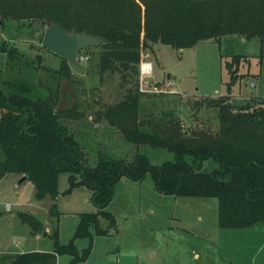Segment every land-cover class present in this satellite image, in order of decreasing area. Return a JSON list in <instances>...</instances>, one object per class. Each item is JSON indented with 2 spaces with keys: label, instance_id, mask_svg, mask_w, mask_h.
I'll return each instance as SVG.
<instances>
[{
  "label": "trees",
  "instance_id": "1",
  "mask_svg": "<svg viewBox=\"0 0 264 264\" xmlns=\"http://www.w3.org/2000/svg\"><path fill=\"white\" fill-rule=\"evenodd\" d=\"M6 20L47 26L55 22L67 31L101 38L99 72H132L136 79L119 100L95 111L92 124L104 119L127 141L167 149L176 160L155 165L144 153L127 160L100 150L96 164L90 165L84 134L79 131L85 111L78 101L60 105L61 81L72 79L70 64L61 56L60 68L53 70L59 76L55 88L42 84L37 75L3 80L0 178L11 172L27 176L35 184L37 198H52L53 214L60 194L59 175L68 172L70 186L64 193L87 185L93 191L96 211L79 214L68 243L61 242L56 222L50 234L52 251L3 252L0 264H58L63 254L72 256L71 264L85 262L94 236L116 230L117 219L106 208L123 176L143 180L150 173L162 193L217 198L222 229L264 226V98L249 99L240 106L231 95L212 99L220 109L217 131L212 132L206 121L200 128L184 130L181 119L168 111L141 118L145 93L139 79L143 50L155 42L184 49L230 33L263 38L264 0H0V22ZM7 46L1 43L0 52L19 56L18 47ZM240 60V55H234L227 63L234 79ZM209 158L218 166L201 171ZM21 216L32 234L45 231L38 218L27 213ZM102 218L109 221L106 227ZM83 238H89V244L80 250L76 241Z\"/></svg>",
  "mask_w": 264,
  "mask_h": 264
},
{
  "label": "rangeland",
  "instance_id": "2",
  "mask_svg": "<svg viewBox=\"0 0 264 264\" xmlns=\"http://www.w3.org/2000/svg\"><path fill=\"white\" fill-rule=\"evenodd\" d=\"M46 27L36 21L0 22V44L7 42V47L20 49L18 57L0 52V86L3 80L21 79L24 75L29 78L37 75L42 84L57 86L59 76L53 70L59 69L62 61L42 44ZM101 51V46L82 49L77 55L78 63H69L72 79L63 78L60 88L61 106L78 101L85 111L79 131L84 134L88 163L96 164L100 150L127 160H132L137 152L144 153L155 165L176 160L175 154L167 149L127 141L104 119L92 124L95 111L119 100L136 79L132 72L100 73ZM234 55L241 56L237 79L231 77L227 67ZM142 66L144 72L151 70L149 76L154 80L139 77L140 90L145 93L141 97V118L168 111L181 119L184 130L200 128L206 121L212 132L217 131L220 109L212 99L231 95L232 101L236 100L240 106L249 99L264 98V37L246 38L230 33L184 49L155 42L143 50L140 70ZM252 81L255 86H251ZM185 159L191 161V156L186 155ZM217 166L218 162L209 158L203 162L201 171L209 172ZM21 179V175L13 172L0 178L1 252L53 250L50 234L54 223L59 224L61 242L68 243L79 214L96 211L91 199L93 191L87 185L64 193L70 186L68 172L59 175L60 194L53 214L52 198H37L34 182L29 178L20 182ZM106 209L117 219L114 236L108 237L106 245L120 249L122 256L117 263L106 260L103 252L106 247L102 248L101 242L95 243V239H100L95 235L93 252L86 264H231L229 232L219 226L215 197L162 193L148 173L143 180L123 176L115 184L114 197ZM23 213L38 218L45 231L32 234L31 226L23 221ZM101 223L106 227L109 221L102 218ZM254 240L255 237H241L230 242L229 246L240 256L235 264L251 256ZM76 243L81 250L89 244V238ZM71 259V255L63 254L58 264H71Z\"/></svg>",
  "mask_w": 264,
  "mask_h": 264
},
{
  "label": "water",
  "instance_id": "3",
  "mask_svg": "<svg viewBox=\"0 0 264 264\" xmlns=\"http://www.w3.org/2000/svg\"><path fill=\"white\" fill-rule=\"evenodd\" d=\"M104 41L94 35L86 32H70L65 30L59 24L53 22L46 27L42 39V44L48 50L66 59L69 63H78V53L91 46H101ZM149 81H153L154 77L149 76ZM27 176L23 175L20 182L25 180Z\"/></svg>",
  "mask_w": 264,
  "mask_h": 264
},
{
  "label": "crops",
  "instance_id": "4",
  "mask_svg": "<svg viewBox=\"0 0 264 264\" xmlns=\"http://www.w3.org/2000/svg\"><path fill=\"white\" fill-rule=\"evenodd\" d=\"M149 77V76H148ZM159 87H157L156 89H158ZM200 124V122H197ZM203 124L201 123L200 126H202ZM58 219V218H57ZM60 219V217H59ZM79 219V218H78ZM78 224V220L76 222ZM76 224V225H77ZM257 228V227H255ZM259 229H254V228H250V229H228L227 233V238H230V240L228 241V249H229V260L231 261V264H235L237 261L239 262L240 260V256L237 254V251H233V248H231L229 245L231 244L230 242L233 241V239H238V238H243V237H255L256 241L255 242V249L252 252L251 256H249L245 261H242L241 264H264V226L262 228V226L258 227ZM116 230H112V232L109 235H105V236H100L99 241L95 239V243L97 242H101L103 243V247H106V249L103 251L106 260H109L110 262H118L120 261V257L121 255V250L117 249L114 250V248H112L111 246L106 245V242L108 240V237L111 238L113 237L114 233ZM46 235L47 232H46ZM101 238H106V239H101ZM78 241V240H77ZM96 247V245L94 246ZM33 251H46L44 249H38L35 248ZM52 251V250H49ZM11 252V251H10ZM93 252V249H92ZM91 252V254H92ZM0 253H3L0 251ZM91 256V255H90ZM195 256H199L198 253H195ZM60 257V256H59ZM90 258V257H89ZM89 258L80 264H86V262L89 260Z\"/></svg>",
  "mask_w": 264,
  "mask_h": 264
},
{
  "label": "built area",
  "instance_id": "5",
  "mask_svg": "<svg viewBox=\"0 0 264 264\" xmlns=\"http://www.w3.org/2000/svg\"><path fill=\"white\" fill-rule=\"evenodd\" d=\"M145 63H150V62H145ZM144 64V62L142 63ZM151 64V63H150ZM152 66V65H151ZM152 68V67H151ZM151 74V70L150 71H147V72H144V69H143V66L141 67V78L142 80L147 78L149 75ZM145 77V78H144ZM146 80V79H145ZM255 82H251V86H255Z\"/></svg>",
  "mask_w": 264,
  "mask_h": 264
}]
</instances>
